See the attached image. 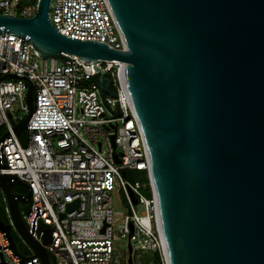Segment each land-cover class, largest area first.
Wrapping results in <instances>:
<instances>
[{
    "label": "water",
    "instance_id": "95a60500",
    "mask_svg": "<svg viewBox=\"0 0 264 264\" xmlns=\"http://www.w3.org/2000/svg\"><path fill=\"white\" fill-rule=\"evenodd\" d=\"M50 2L37 0L29 17L0 13V33L27 36L42 59L125 63L121 82L147 148L169 264H264V0H105L126 50L60 34ZM95 69L101 93L114 97ZM24 79L28 113L17 136L33 112ZM0 198L8 220L0 230L15 254L11 231L31 254H18L21 263L55 264L50 228L35 238L23 218L28 184L0 174ZM128 254L131 264V245Z\"/></svg>",
    "mask_w": 264,
    "mask_h": 264
},
{
    "label": "built area",
    "instance_id": "2783aa9c",
    "mask_svg": "<svg viewBox=\"0 0 264 264\" xmlns=\"http://www.w3.org/2000/svg\"><path fill=\"white\" fill-rule=\"evenodd\" d=\"M35 6L31 0H0V13L29 17ZM48 14L54 28L68 38L126 50L105 0H51ZM68 57L65 63L42 59L27 36L0 33V77H19L0 80V125L7 133L0 142V174L28 184L23 218L35 238L42 226L50 228L48 251L55 264H128L129 254L121 261L112 247L115 228L108 193L115 185L128 207L117 228L131 245V264H169L147 148L121 82L125 63ZM95 68L111 79L114 97L101 93ZM24 78L33 84L34 99L22 144L13 126L28 113ZM17 101L23 115H13ZM116 106L118 117L112 113ZM126 170H141L147 180L130 181L122 175ZM75 201L77 206L67 210ZM133 248L139 251L134 258ZM18 254L0 230V264H40L36 257L21 263Z\"/></svg>",
    "mask_w": 264,
    "mask_h": 264
},
{
    "label": "rangeland",
    "instance_id": "374dc122",
    "mask_svg": "<svg viewBox=\"0 0 264 264\" xmlns=\"http://www.w3.org/2000/svg\"><path fill=\"white\" fill-rule=\"evenodd\" d=\"M41 62V59H39ZM25 112L20 108L19 102L14 103V111L13 115H23ZM130 181H137V182H145V179L141 177V174L139 172H130ZM142 193L144 195H148V192L145 190H142ZM111 197V203H112V211H113V226L115 228L114 230V238L112 240V247L116 254L119 255V258L121 261H126V256L128 254V240L125 237H121L120 233L118 232V224L122 223L123 217L128 214V207L125 204L122 196V192L120 191V188L118 186H114V188L109 191L108 193ZM22 208H25V205H23ZM143 210L142 206H140L137 209V212L140 213ZM139 253V251H136L135 248H133L132 257H135V254ZM147 255H143V257L140 259L144 262ZM9 264H11L10 261H8Z\"/></svg>",
    "mask_w": 264,
    "mask_h": 264
},
{
    "label": "trees",
    "instance_id": "16d2710c",
    "mask_svg": "<svg viewBox=\"0 0 264 264\" xmlns=\"http://www.w3.org/2000/svg\"><path fill=\"white\" fill-rule=\"evenodd\" d=\"M36 1L37 0H31V2L34 4H36ZM3 132H4V127L2 125H0V136L3 134ZM26 135H27V131L25 129L20 132L19 140L21 141L22 144H24V139H25ZM130 172H139L141 174L142 179L144 178L145 181L147 180L146 174L141 170H126L125 171V178L126 179H128L130 177L129 176ZM128 180H130V179H128ZM16 191L20 194L26 193V189L23 187L16 188ZM22 209H23V211L26 210V206H25V208H22ZM0 220L6 224L8 223L1 198H0ZM41 229H43V226L41 227ZM11 236H12L13 242L15 243L16 251L21 255H28L29 254L28 249L22 244V242L16 237V235L12 231H11Z\"/></svg>",
    "mask_w": 264,
    "mask_h": 264
},
{
    "label": "flooded vegetation",
    "instance_id": "af4514ba",
    "mask_svg": "<svg viewBox=\"0 0 264 264\" xmlns=\"http://www.w3.org/2000/svg\"><path fill=\"white\" fill-rule=\"evenodd\" d=\"M21 187H22V186H20V185H17V186H16V188H21ZM23 188H24V187H23Z\"/></svg>",
    "mask_w": 264,
    "mask_h": 264
}]
</instances>
